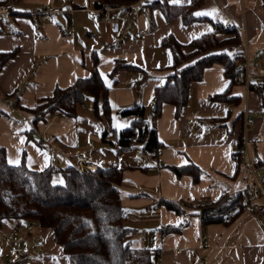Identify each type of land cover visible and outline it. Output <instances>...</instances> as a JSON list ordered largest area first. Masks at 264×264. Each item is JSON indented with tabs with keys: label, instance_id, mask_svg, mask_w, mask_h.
Listing matches in <instances>:
<instances>
[{
	"label": "crops",
	"instance_id": "obj_1",
	"mask_svg": "<svg viewBox=\"0 0 264 264\" xmlns=\"http://www.w3.org/2000/svg\"><path fill=\"white\" fill-rule=\"evenodd\" d=\"M157 1L136 0L109 7L118 22V32L113 33L100 20L103 0H0L11 4L10 12L0 15V54H12L0 66V147L5 161L13 166L22 162L30 170L52 165L63 169L82 157L93 165L92 171L122 168L120 181L114 186L124 225L132 229L129 245L156 251L159 264H264V216L257 217L253 208H244L227 223L202 225L192 208L182 216L157 203L159 198L204 203L242 191L251 178L241 160L249 157L264 163V74L259 73L264 72L262 3L203 0L192 12L195 20L184 24L180 15L166 20ZM167 3L180 7L190 0ZM42 4H67L71 10L35 19L27 15L28 8ZM210 19L237 30L240 43L229 49L238 57L246 53L252 61L263 58L259 71L251 70L249 88L241 75L229 78L220 64L213 63L203 69L199 80L190 83L186 104L178 116L172 104H161L154 121L160 155L155 150L143 163L137 156L138 146L117 152L115 133L128 128L133 117L116 111L137 103L144 107L145 119L151 120L154 88L173 72L172 55L161 45L162 38L172 36L186 45L212 31ZM137 29L146 31L144 39L134 37ZM66 30L70 35L63 38ZM230 36L215 33L218 40ZM226 50L221 47L212 52ZM190 51L183 48L185 54ZM195 59L191 57L178 68ZM115 61L130 68L112 72ZM93 69L107 89L108 119L94 107L92 97L84 94L74 115L46 114L33 123L31 110L36 105L55 88H66L88 77ZM13 91L19 95L17 104L11 106L3 98ZM219 94H225L226 99L213 98ZM243 115L253 119L252 126H243ZM241 147L244 150L239 154ZM44 148L50 153L45 154ZM234 150L242 164L237 170ZM188 161L200 169L196 181L188 174L177 177L170 169ZM61 179L59 172L52 173L53 183ZM185 218L187 223L179 231L159 234L161 227L179 226ZM28 221L32 220L8 218L0 222V264L15 260L12 248L3 240L8 235L39 243V253L28 256L23 264H68L52 230L27 228ZM16 226L25 230L16 231Z\"/></svg>",
	"mask_w": 264,
	"mask_h": 264
},
{
	"label": "trees",
	"instance_id": "obj_2",
	"mask_svg": "<svg viewBox=\"0 0 264 264\" xmlns=\"http://www.w3.org/2000/svg\"><path fill=\"white\" fill-rule=\"evenodd\" d=\"M136 0H103V7L129 5ZM264 8V0H260ZM203 0H190L185 6L173 7L167 0L155 2L164 18L170 20L180 15L182 22L188 24L195 20L192 12ZM212 31L192 39L188 44H179L172 36L162 38L161 45L169 48L172 55L173 72L158 84L153 91L151 101V120L144 117V107L133 105L116 111L118 115L132 116L130 126L115 133L117 152L130 151L138 146L141 152L153 156L159 143L156 139L154 121L163 102L174 106V115L178 116L186 104L188 87L192 81L202 76L205 67L218 63L224 74L234 76L233 63L238 58L237 52H212L226 45L240 43L238 32L234 27H226L222 22L208 20ZM215 33L231 34L227 39L218 40ZM190 48L187 54L183 48ZM11 53L0 54V66L11 57ZM195 60L178 68L191 57ZM119 67L129 65L115 61L114 72ZM139 84L136 83L134 87ZM84 94L93 99L94 107H99L108 119L107 89L96 69L88 77L75 80L66 88H55L50 97L36 105L31 112L33 123L46 114L72 116L76 104ZM226 99L225 94L214 96ZM240 140L237 147L240 145ZM232 158L236 170L242 165L238 153L234 150ZM262 163L253 161L258 167ZM179 177L188 174L196 181L200 169L190 161L182 166H170ZM59 172L61 182L53 183L51 175ZM122 168H107L95 171H78L74 166L63 169L55 165L41 170H30L21 162L19 165H8L3 148L0 147V222L3 219L34 220L42 227L52 230L53 239L61 246L68 264H156V251L133 249L128 238L131 228L124 225L123 210L118 191L114 184L120 181ZM158 205L182 216L188 215L186 209L192 208L199 216L202 225L229 222L234 214L244 208H253V200L247 189L231 195H223L215 201L193 202L174 201L159 198ZM230 212L227 216L226 213ZM185 218L179 226H166L159 229V234L177 232L185 224ZM26 258L15 260L11 264H23Z\"/></svg>",
	"mask_w": 264,
	"mask_h": 264
},
{
	"label": "built area",
	"instance_id": "obj_3",
	"mask_svg": "<svg viewBox=\"0 0 264 264\" xmlns=\"http://www.w3.org/2000/svg\"><path fill=\"white\" fill-rule=\"evenodd\" d=\"M11 10V4L9 2L0 3V15L7 14ZM71 10V6L67 4H42L36 7H30L27 10V15H29L32 19H35L38 15L41 14H50V13H63L68 12ZM100 20L109 26L111 32L116 33L118 32V22L116 20L115 14L112 13L111 8L105 7L102 10L100 15ZM70 35V30H66L62 33V37L65 38ZM146 36V31L144 29H137L134 33V37L139 39H144ZM259 64L257 61L250 60L246 53H243L241 56L236 58L233 63V72L235 75H241L242 81L247 88L250 86V79L252 77L251 70L255 69L258 70ZM259 71V70H258ZM259 73L264 74V72L259 71ZM19 91H13L9 96L3 98V102L7 103L8 105L14 106L17 104L18 101ZM243 126L249 127L253 125V119L247 115H243ZM247 143H244L246 146ZM243 148L238 149V153L241 154L243 152ZM43 152L45 154L50 153V149L44 148ZM161 151L156 150L155 154L158 156L160 155ZM138 158L141 162L145 163L148 160V155L144 152L138 153ZM241 162L247 167V170L250 175V182L248 183L246 189L251 195V199L253 200V213L257 217L264 216V163L260 166L256 167L253 165V161L249 157H245L241 160ZM74 167L80 171H92L93 165L87 161L85 158H78L74 164ZM259 171L261 172L259 174ZM227 216L230 215L228 211L226 213ZM28 227H36L40 228L41 225L37 221H28L26 224ZM25 228L21 226H16V231L22 232ZM202 239L204 237L202 236ZM4 242L12 248V255L13 259L19 260L21 258H27L28 256L35 255L39 253V243L36 239H27V238H19L14 240L11 235L5 236L3 238ZM22 242L24 244H22ZM14 260V261H15ZM201 261H197L194 264H200ZM160 263V258L157 257L156 264Z\"/></svg>",
	"mask_w": 264,
	"mask_h": 264
},
{
	"label": "rangeland",
	"instance_id": "obj_4",
	"mask_svg": "<svg viewBox=\"0 0 264 264\" xmlns=\"http://www.w3.org/2000/svg\"><path fill=\"white\" fill-rule=\"evenodd\" d=\"M224 47L227 48L226 52L234 53V52L230 51V49H229L230 46H229V45H226V46H224ZM228 49H229V50H228ZM257 60H258L257 62H258L259 64H263V63H262L263 58H259V59H257Z\"/></svg>",
	"mask_w": 264,
	"mask_h": 264
}]
</instances>
